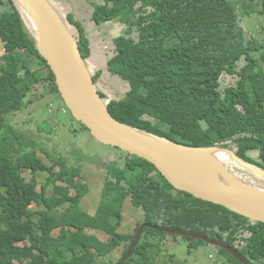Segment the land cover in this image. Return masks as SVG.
I'll return each instance as SVG.
<instances>
[{
  "label": "trees",
  "instance_id": "trees-1",
  "mask_svg": "<svg viewBox=\"0 0 264 264\" xmlns=\"http://www.w3.org/2000/svg\"><path fill=\"white\" fill-rule=\"evenodd\" d=\"M88 1L93 22L111 21L126 28L107 52L119 94L109 98L98 90L115 120L188 148H225L230 143L226 148L264 171V44H255L245 25L247 16L264 21V0H244L250 8L233 0ZM67 22L77 28L83 59L89 58V43L78 22L72 16ZM0 44L10 47L0 54V264H99L90 249L110 256L120 241L132 242L135 236L117 232L127 199L143 211V224L205 232L251 263L264 264V224L173 189L143 159L127 153L122 165L121 160L108 163L72 145L65 156L41 148L52 160L47 166L34 140L7 118L22 111L26 102L36 101L39 97L27 98L36 96L34 91L43 84L48 90L43 95L59 93L12 0H0ZM256 52H261L258 58ZM224 74L235 77L236 83L222 90ZM99 75H92L95 84ZM81 166L98 167L109 178L93 216L78 208L87 193L83 184L74 182ZM25 172L31 175L29 181ZM36 175L46 177L40 191ZM57 182L73 188V198ZM49 185L53 192L48 196ZM99 227L113 237L111 243L85 232ZM166 235L146 228L123 264H154L159 254L155 250ZM177 237L191 243L189 253L197 248L194 243H202ZM216 249L230 264H240L224 249Z\"/></svg>",
  "mask_w": 264,
  "mask_h": 264
},
{
  "label": "rangeland",
  "instance_id": "rangeland-1",
  "mask_svg": "<svg viewBox=\"0 0 264 264\" xmlns=\"http://www.w3.org/2000/svg\"><path fill=\"white\" fill-rule=\"evenodd\" d=\"M48 1L61 16L72 35L77 38L79 37L77 28L72 24L69 25L67 22V16H72V18L78 22L80 26L79 29L81 30L82 35L88 40L90 47V57L84 60L85 64L91 75L98 72L100 73L96 87L98 90L100 89L106 93L105 95L107 97L115 98L114 94H119L116 90V87L119 85L118 77L108 70L107 60L109 55L107 52L111 48V44L113 43L112 40L121 35L126 28L111 21L100 23L93 22L91 19L93 5L88 0ZM233 1L242 7L250 8L245 4L244 0ZM245 25L251 34L250 39L255 44H264L263 19L258 15L252 17L247 16L245 18ZM9 48L10 47L6 48L3 44H0V54L6 52ZM260 54L261 52H256V58H258ZM235 83L236 78L228 74H224L220 80L222 90L235 85ZM123 85L124 87L126 86L125 83ZM47 91V86L45 84L39 86L34 91L36 96L30 95L27 98V100H34L39 97L36 101L32 104L26 102V106L22 111L7 117L12 126L17 130H21L34 140L37 146L36 150L47 166L52 164V160L43 154L41 148L52 152L53 154L61 152V154L65 156L72 145H77L82 153L89 156L99 157L108 163L114 160H121L122 165V161L128 158L126 155L127 153L96 141L90 133L83 130L79 123L72 117L59 93L54 92L43 95L44 92ZM62 110H64V112ZM226 145V147L231 146L230 143ZM226 147L224 149H230ZM232 152L235 154L234 151ZM228 155L230 156V153ZM232 168L235 173L246 181L248 180L252 186L260 187L258 184L259 182L254 179L251 174H248L237 167ZM76 169L80 172V176L79 178L74 179V182L83 184L87 190V193H85L79 201L78 208L85 214L93 216L101 207L103 201V188L109 182L108 174H105L103 170L95 166H81ZM24 176L27 181L31 178V175L26 172L24 173ZM154 177L161 183L163 182L160 176L156 173H154ZM36 179V189L40 191L41 186L45 185L46 177L44 175H36ZM57 184L60 188H67L68 196L73 198L75 195L73 188H68L66 184L60 182H57ZM46 190L47 195H51L53 192V186H47ZM65 206L66 205H64V207ZM36 210H40V207H37ZM59 212H61V209H59ZM37 218L38 217H36V219ZM143 222V211L134 207L130 199L125 200L122 208L121 226L117 229L118 234L134 235L135 228L143 225ZM58 232L59 230L57 229L53 231L52 235L57 236ZM85 232L86 234L95 237L101 243L109 244L113 240V237L100 227L86 230ZM150 238L151 236L148 237V239ZM130 244L131 242L128 240L120 241L119 246L110 256L101 257L96 254L95 249H90V252L94 255L95 261L99 264H118V260L122 259L124 257L123 255H125L123 254L125 248L129 247ZM190 244L189 241L180 239L177 236L173 238L172 235H166L163 244L155 250V252L157 253L158 251L159 254L156 256L154 264H230L226 258L222 255H218L219 253L216 247L210 246L207 243L204 244L203 242L198 244L194 243L197 248L191 250L192 254H190ZM258 262L260 263L261 260L259 259Z\"/></svg>",
  "mask_w": 264,
  "mask_h": 264
},
{
  "label": "water",
  "instance_id": "water-1",
  "mask_svg": "<svg viewBox=\"0 0 264 264\" xmlns=\"http://www.w3.org/2000/svg\"><path fill=\"white\" fill-rule=\"evenodd\" d=\"M29 33L36 41L39 55L45 60L55 78L57 90L72 117L82 124L98 142L117 148L131 156L145 160L173 189L184 192L197 200L221 206L252 222L264 224V186L254 187L226 165L232 176L245 187L228 184L211 185L200 178L201 164L194 157L164 149L154 138L176 148L201 154L209 151H225L220 148H188L169 140L130 127L115 120L108 112L98 93L96 84L81 55L78 41L69 31L61 16L48 0H22L32 14L33 30L12 0ZM33 21V22H32ZM256 179L264 178V171L230 150H226ZM200 152V153H199ZM153 228L157 232L202 241L224 249L240 264H254L229 246L224 240L210 239L205 232L180 230L143 224L139 227L126 254L118 264H123L132 254L143 231Z\"/></svg>",
  "mask_w": 264,
  "mask_h": 264
},
{
  "label": "bare ground",
  "instance_id": "bare-ground-1",
  "mask_svg": "<svg viewBox=\"0 0 264 264\" xmlns=\"http://www.w3.org/2000/svg\"><path fill=\"white\" fill-rule=\"evenodd\" d=\"M14 1H15V4H16L17 8L19 9V11L22 13L23 17L26 19L28 25L33 30V28H32L33 25L31 23V19L33 17H32L31 12L29 11V9L27 8V6L24 4V2L22 0H14ZM154 140L158 144H160L164 149H168V150H171V151H174V152H178V153L183 154V155H188L190 157L192 156V157L196 158V160L198 159L197 161L201 164L200 178L202 180L204 179V181H206L207 183H209L211 185L228 184V185L235 186V187H238V188L245 187V184L241 180H239L237 177L232 176L225 169V166L227 165L231 171H233L232 167H237V168H240L241 170L247 172L248 174H250L249 171L246 168H244L242 165H240L236 161V159L232 156V154H230V156L228 155L229 153L226 151L228 149H225V151L223 150V151L204 152V154H201V157H198L199 155L196 152H190V151H187V150H184V149L182 150L180 148H176L173 145L167 143V141L165 142V141H162V140H158L156 138H154ZM220 149H222V148H220ZM230 151H232V150H230ZM253 178L256 179L254 176H253ZM256 180L259 182L258 184L260 185V187H262V185L264 186V178L263 179H259L258 178ZM248 183H249V181H248ZM217 238L218 237H216L214 239H217ZM210 239H212V238H210ZM218 239H220V238H218ZM200 242H202V241H200ZM203 243H205V242H203ZM213 247H215V246H213Z\"/></svg>",
  "mask_w": 264,
  "mask_h": 264
},
{
  "label": "built area",
  "instance_id": "built-area-1",
  "mask_svg": "<svg viewBox=\"0 0 264 264\" xmlns=\"http://www.w3.org/2000/svg\"><path fill=\"white\" fill-rule=\"evenodd\" d=\"M64 112V110H62Z\"/></svg>",
  "mask_w": 264,
  "mask_h": 264
}]
</instances>
